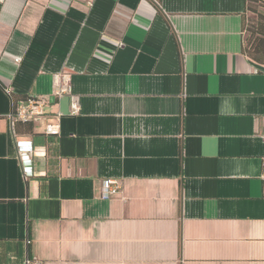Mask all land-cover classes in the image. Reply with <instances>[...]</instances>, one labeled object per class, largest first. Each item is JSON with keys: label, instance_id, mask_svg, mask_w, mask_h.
Masks as SVG:
<instances>
[{"label": "crops", "instance_id": "0c3cea01", "mask_svg": "<svg viewBox=\"0 0 264 264\" xmlns=\"http://www.w3.org/2000/svg\"><path fill=\"white\" fill-rule=\"evenodd\" d=\"M248 5L0 2V264H264V64L245 52ZM58 74L72 88L48 108L60 134L13 133L5 90L51 98ZM17 141L33 142L31 175ZM106 179L121 184L108 200Z\"/></svg>", "mask_w": 264, "mask_h": 264}, {"label": "built area", "instance_id": "2783aa9c", "mask_svg": "<svg viewBox=\"0 0 264 264\" xmlns=\"http://www.w3.org/2000/svg\"><path fill=\"white\" fill-rule=\"evenodd\" d=\"M3 2V0H0ZM19 62V59L16 60ZM11 99L12 112L9 116L11 127L14 133L17 124H32L44 126V134L47 136H58L61 126L60 115H57L56 122L49 121L48 108L66 96H72L71 77L68 74H58L54 76V88L52 97H29L22 100H15L10 90H5ZM80 107L72 99L70 114L78 115ZM19 158L23 164L24 176L32 174L31 159L35 154V147L32 141H17ZM121 192V184L117 179H106L102 184V199L108 200ZM26 264H30L29 261Z\"/></svg>", "mask_w": 264, "mask_h": 264}, {"label": "rangeland", "instance_id": "374dc122", "mask_svg": "<svg viewBox=\"0 0 264 264\" xmlns=\"http://www.w3.org/2000/svg\"><path fill=\"white\" fill-rule=\"evenodd\" d=\"M264 26V0L250 2L247 7L245 19V50L252 52L254 38H261L259 32Z\"/></svg>", "mask_w": 264, "mask_h": 264}, {"label": "trees", "instance_id": "16d2710c", "mask_svg": "<svg viewBox=\"0 0 264 264\" xmlns=\"http://www.w3.org/2000/svg\"><path fill=\"white\" fill-rule=\"evenodd\" d=\"M258 0H249L250 2H255ZM261 38H254L252 43V52L247 53V56L253 60L254 62L264 64V26L261 27V30L259 32ZM28 131H31V129L28 127Z\"/></svg>", "mask_w": 264, "mask_h": 264}]
</instances>
